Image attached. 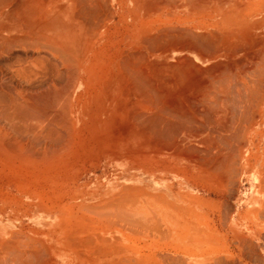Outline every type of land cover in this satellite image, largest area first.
Instances as JSON below:
<instances>
[{"label":"bare ground","instance_id":"bare-ground-1","mask_svg":"<svg viewBox=\"0 0 264 264\" xmlns=\"http://www.w3.org/2000/svg\"><path fill=\"white\" fill-rule=\"evenodd\" d=\"M62 1L0 0V181L16 187L23 207L46 206L56 216H173L171 202L144 182L183 189L182 159L208 173H232L238 155L246 166L242 145L263 133L264 0H133L131 51L98 63L88 46L114 32L100 22L114 0ZM88 87L97 94L89 106L81 93ZM202 120L222 126L198 138L201 126L186 123ZM218 148L224 155L216 160ZM197 157L207 159L201 165ZM91 167L99 177L92 189L65 191ZM53 247L67 254L60 264H118L101 261L108 251L99 246ZM34 249L29 254L42 259Z\"/></svg>","mask_w":264,"mask_h":264},{"label":"crops","instance_id":"crops-1","mask_svg":"<svg viewBox=\"0 0 264 264\" xmlns=\"http://www.w3.org/2000/svg\"><path fill=\"white\" fill-rule=\"evenodd\" d=\"M62 4L64 6L65 4L67 5L65 0L62 1ZM112 4H114V6H110L109 4V7L112 9V13H113L112 17H109L108 15L111 9L106 4L105 6H107L109 10H107L106 7L105 9L108 12H104L106 10L105 9L101 10V8L99 9V11H101L102 13L104 12L103 15H100L102 17V21L100 20V22L103 25L101 30L102 29L107 30V29L113 28L114 32L113 33L110 32V35L108 34V36L105 35L101 40H98V37H95L89 43L88 51L90 53L89 55L91 56L89 57L91 61L96 60L97 62L105 55L110 56L112 54H120V53L127 54L128 52L131 51V48L133 47V0H128V1L127 0H114ZM91 90L93 91V89L88 87L87 91L92 92ZM257 130L258 132H263V133L258 134L254 137H250V139L248 140L246 139L245 143L243 144V151L246 154L245 160L248 164L246 163V166L241 164V169H242L243 179L246 180L245 184L249 182L256 184L257 182L260 188L259 191L261 192L263 190L264 192V122L263 123L261 121L259 122L257 126ZM189 169L191 168H188V170L185 169L184 171L186 175L185 180H187V184L189 186H192V189L193 188L199 189L200 187L198 184H201L202 190L205 191L206 195L204 194L202 195V197H200V195H197V194H195L196 195L195 196L194 193H192L191 191L183 192L182 190H178V188L175 187L176 183H174L173 185H170L169 187H165L163 183H159L157 181H152V183L150 184L151 187L149 186L148 182H144V183L147 186L146 189L149 188L153 196L154 194H159L162 196V198L165 197V199H167L168 202H170L169 200L173 201L172 203L174 205L176 204L177 206V211H178L177 216H197L198 210H199V208L196 207L197 201L202 202L204 204L206 203V205L207 204L212 205V207H210L212 209L210 213H212L213 215H215V209L217 210V213H216L217 216H215V218L214 216L209 217L206 222L207 224L203 222L204 229H201V232L200 230L195 229L196 226H194V229H195V232H193L194 234H191V232L188 233V235L191 238L197 234L204 232L205 243L204 241L196 237H195V240L197 241L199 239L201 242L206 244L205 252L198 251V250H195L193 252L190 251L189 247L195 246L196 243L192 242L193 238H191V240H189V238L186 239L188 235H184V236H182V234L178 235L176 233L178 227L174 223L175 221L173 222V219L170 220L171 218L170 217L167 223L165 224V226L162 227V229L165 230L164 233L167 238V241L164 242L162 246L157 248L156 254L143 256V255L137 254L136 250H134L136 254L133 253V259L130 258L129 262L133 261L134 264H161V263L162 264H177L176 263L177 261H175L176 259L178 261L180 260L178 262L179 264H183V263L184 264H216V263L217 264L218 263L219 264H230V263L235 264L236 262L238 264H264V200H261L260 202L250 201L249 203L259 204V207L254 208L253 210L249 211L246 214L248 216H254L253 218L249 219L247 222L240 224L241 221H237L236 218H233V215L239 216L242 213L240 210H236L237 205H235V203L231 201V199L235 195V192L233 188L231 189L227 188L228 180L226 181L224 187H218V186L214 187V182H211V181L207 182L204 180L199 181V178L195 175L197 170H189ZM252 172L254 174L251 175ZM241 183L242 182L239 183L236 193L239 191V187ZM217 188H219V190ZM0 189L3 190L5 194H8L9 196L16 195V187L11 186V183L7 182L6 180L0 181ZM174 191L176 193L175 195L176 197L174 195H171V193H173ZM214 195H217V196H214ZM194 196L196 197L195 199H194ZM214 197L216 198L214 199ZM10 201L12 202V200ZM228 203L230 204L229 208H227ZM6 204H8V202H6ZM161 204H164V201L161 200ZM169 206H172L170 205V203H168L167 207L168 209L171 210ZM14 207L9 208V209L15 210ZM19 213L25 214V211L21 210V212H18L17 214ZM27 213L28 214L26 215H29L28 211ZM0 216H3V217H0V257H1L0 261H2L0 262V264H7V263H10V264L28 263L29 264V262L30 264L32 263L35 264V262L36 264H38L37 262H40L41 258L39 259V257H37L36 255H32V257L36 256L35 259L34 257L32 258L34 261L33 260L27 261L26 259L22 258L25 256V253H26L24 245L18 246L14 244H9L11 242V239L15 237L14 232H17V231L12 230L13 226L11 225L9 219L4 216H15L13 212L11 210H8L7 215L0 214ZM145 217L146 216H133V224L137 225L138 224L137 222H141V221L142 222L139 224L145 223V221H147ZM130 219L132 220V218ZM153 219H156V218L154 217ZM156 222L160 225V223L157 220ZM210 223H212L213 225H211ZM239 225H243V227H240ZM133 229H135V227ZM192 229L193 227L190 228V230ZM35 231H38V230H35ZM3 247L6 249H4ZM15 248H17L18 250ZM31 248L33 249L35 248L34 250L37 251L36 246L31 247ZM11 249L12 251L16 250L17 253H15L16 252L15 251L14 254H12L13 252L11 251ZM7 250L8 252H10L9 254L5 253ZM39 251H40V247L38 248V252ZM67 251L69 253L73 252V250H67ZM18 252L21 255L19 254L20 256L17 258ZM21 252L23 253V255ZM167 253L169 255H167ZM139 256L140 258H138ZM179 256L182 258L180 259ZM94 257L95 256L93 255L92 256L93 260L95 259ZM173 257L175 258L174 259L175 262L172 259ZM200 257L202 259H199ZM234 257L237 261H234L235 260ZM134 259H136L135 262H134ZM221 259L222 261H220ZM232 259L235 263L232 261ZM20 260H21V263L19 262ZM213 260H214V263H213ZM122 261H124L125 264L128 263L127 260H122ZM39 264H42V261Z\"/></svg>","mask_w":264,"mask_h":264},{"label":"rangeland","instance_id":"rangeland-1","mask_svg":"<svg viewBox=\"0 0 264 264\" xmlns=\"http://www.w3.org/2000/svg\"><path fill=\"white\" fill-rule=\"evenodd\" d=\"M58 82H59V80H58ZM58 82H57L58 87H60L59 83L61 81L59 83ZM81 93H83V95L85 97L83 99V103L88 105V106L91 105L90 103H91L92 98L94 99L97 97V94L95 92L81 91ZM74 110L76 111L75 106H74ZM85 111H86L85 112V115H86L87 110H85ZM87 121L90 122V120H88V119H87ZM203 122H205V121L202 120V121L196 122L195 123L196 125L194 123H186V125H188L189 129H191V127L193 126L192 131H194V129H196L198 125H199L198 129L201 126V128L199 129V130H201V132H199V136L197 135L198 138L208 136V133H209V136H211L214 133H210V131H212L210 129H213V127L217 129V128H220V126H222L219 123H215V121L210 122V123L206 121L204 123V127H203V124H202ZM190 125H192V126H190ZM208 130H209V132H208ZM237 140H238V142H237ZM237 140L235 141V143L238 145H242V143H244L243 141H241V139H237ZM196 146H197V148L199 147V149H200V150L198 149L197 151H201L199 153V155L201 154V157H202V155L204 156L205 151L201 150V147L203 146V144L201 142L199 143L197 141ZM242 149H243V145H242ZM219 150H220L219 148H218V150H212L211 152L212 153L214 152V154H210V156L214 155L213 158H216V160L220 159L219 155L222 156V155H224V153L220 152L221 150L220 151ZM217 151L220 153H218ZM207 153L208 152L206 151V154ZM216 153H218V154H216ZM189 154H190V152H189ZM197 155H198V153H197ZM205 156H207L209 158V154H207ZM207 157H204L203 159L202 158L200 159L199 157H197V158H198V160L200 159V162L202 165L203 164L202 161L205 162L204 159H207ZM239 157L240 156L238 155V158H237L238 162L236 163V161H237L236 160L235 161L236 165L233 166L234 168L236 167L237 170H235L231 166L232 164L230 162H228L229 163L228 166H231V169L233 172L232 173H226L225 172L226 175L229 174L227 176V178L225 177L226 179L224 178V176H226V175H225L224 171H222L225 169H222V170L219 169V170H217V172L208 173L199 166V167H197V169H195V170H197L195 175L199 178V181L209 179L211 182H214V180H215V182H214V183H216L215 186H218V187H224L225 182L228 180L227 188L228 189L233 188V190L235 192V195L231 199V201L234 202L235 205H237L236 210H240L242 213L239 216L233 215V218H236L237 221H241L240 222V224H241V223L247 222L249 219L254 217V216H248L246 214L249 211L253 210L254 208H258L259 204H256V203L253 204V203H249V202L250 201L251 202L252 201L253 202H255V201L260 202L261 200H264V192H263V190L261 192L259 191L260 188H259V184L257 182H256V184H253L250 182L245 184L246 180L243 179V174H242V169H241V161L239 160ZM195 164H197V163L194 161H191V160H187V159L181 160V165L185 166V169H187V170H188V168H191L190 166L195 165ZM92 168L93 167H91L88 171L85 170L83 172H80L79 174L81 176H80L79 180L77 181V183H74L72 185V187H68V188L66 187L65 191L67 190V191L72 192L74 189H78V187H80V188L85 187L84 189H92L88 185H94L95 182L99 178V177H97L98 175L96 174V170L92 169ZM238 168H239V170H238ZM189 170H194V169H189ZM234 170L236 172L238 171L239 174L235 173ZM229 172H230V170H229ZM223 173H224V175H223ZM252 174H254V173L252 172L251 175ZM142 178L144 180V177H142ZM181 179H182V177H181ZM223 180H225V181H223ZM171 181H175V180L171 179ZM79 182H81V183H79ZM240 182H242V183L239 187V191L236 193ZM184 184L186 187L181 189L183 192L191 191L192 193H194V195L197 194V195H200V197H202V195L205 194V191L202 190L201 184L197 183L200 187L199 189H197V188L192 189V186H189L186 182H184ZM217 189L219 190V188H217ZM175 190H176V188H175ZM43 191L44 192L46 191V193H48V195H50V196L53 193V192H49L48 190H43ZM0 193L5 194V192L1 189H0ZM171 195L175 196L176 195L175 191L173 193H171ZM8 196H9L8 194H5V196H0V214L7 215L8 210H11L13 212V214L15 215V216H4V217L9 219L11 225L13 226L12 230L17 231V232H14L15 237L11 239L10 243L14 244V245L19 244L20 246L21 245L25 246L26 253H27V254H25V256H26V258L28 257L27 261L33 260V259H31V258H33L32 254H29V251H28L30 247L36 246V248H39V247L42 248V251H44V252L41 251V255H42L41 257H42V259H43V256L44 257L46 256L45 258H47L46 260H45V258L43 259L45 261L42 264H51L52 263V259L49 258V255L51 258L55 259L53 264H55L56 262H57L56 264H60L61 261L63 260V256H65V255L67 256L65 251H63L64 255L55 251L53 245H55L56 243H57V245L60 244V247H63L64 243H66V245L68 246V250H74V249L78 248L77 247L78 245H81V246L84 245L85 248H87V250L90 249L89 250L90 252H92L94 249L95 250L98 249V246H99V248L102 251H106V250L108 251L106 253V255L101 256V261L107 262L108 260L115 259V260H117L118 264H121V263L125 264V262L122 261V258L123 259L125 258L124 260H127V259L130 260V258L133 259V253H136V252H137V254H139V255L141 254L143 256L156 254L157 248L162 246L164 244V242L167 241V238H166L165 233H164L165 230L162 229V227L165 226V224L167 223V221L170 217H171L170 220L173 219V222L175 221L174 223L178 227L176 233L178 235L182 234V236H184V235H188V233H190V232H191V234H194L193 232H195V229L200 230V232H201V229H204L203 222L206 223L209 217L214 216V218H215V216H217V214H216L217 210L216 209H215V215L210 213L212 211V209L210 208V207H212V205H208V204L206 205V203L204 204V203L199 202V201H197V203H196V207L199 208L197 216H177V214H178L177 206H176V204L174 205L172 203L173 201L169 200L171 202L170 204L172 205L169 207L171 208V215H173V216H146L145 218L147 221H145V223H142L139 225L137 224L138 226L135 225V229L133 230V216H131V217H129L128 215H122V216H116V217L115 216H56L55 213L54 214L48 213L46 206H43L45 209L41 208L39 210L37 208L32 210V208L27 207L28 205H25L26 207L22 208L23 205L18 201L19 197H18L17 190H16L15 196H9V197ZM195 196H194V199L196 198ZM214 196H217V195H214ZM53 198H58V192L54 193ZM215 198L216 197H214V199ZM10 200H12V202ZM201 200H202V198H201ZM6 202H8V204H6ZM45 203L46 202H44V204ZM69 205L70 204H66L65 206L67 207ZM13 207L15 208V210L9 209V208H13ZM229 207H230V204L228 203L227 208H229ZM76 208L78 209V206L73 207L72 211H74V210L76 211ZM21 210H24L25 214L24 213L17 214L18 212H21ZM27 211L29 212L30 216L26 215V214H28ZM200 212H202V213H200ZM0 217H3V216H0ZM154 217L156 219H153ZM230 217H232V216H230ZM100 218L102 220H99ZM113 218L115 220L114 223H117L118 225H116V224L114 225V223H112ZM124 218H125V220H124ZM130 218H132V222L129 221ZM108 219H110V222L107 221ZM261 219H262V217H261ZM156 220L160 223V225L156 222ZM126 221L129 224L126 223ZM107 222L109 225H107ZM141 222H139V223H141ZM123 223H125V224H123ZM130 223H132V224L130 225ZM210 224L213 225L212 223H210ZM121 225H123V226L121 227ZM143 225H144V227H143ZM139 226H142V227L140 228ZM194 226H196L195 229H194ZM239 226L243 227V225H239ZM191 227H193L192 230H190ZM86 228H88V229H86ZM129 228H131V230H128ZM35 230H38V231H35ZM112 230H114V231H112ZM242 230H244V229H242ZM74 233H75V235H74ZM195 237L204 241V238H205L204 232L197 234L194 237H191V238H193L192 242L196 243V244H195V246L189 247V250L192 252L195 250L205 252V249H206V246H205L206 244H204L205 241H204V243L201 242L199 239L196 241ZM88 238H89V240H88ZM188 238H189V240H191L189 235L187 236L186 239H188ZM32 239H33V241H32ZM90 239H92L93 242L92 241L90 242ZM104 239H105V241H104ZM27 241H28V243H27ZM58 241H60L61 243ZM42 243H43V245H41ZM44 245H45V249L43 250L44 247H42V246H44ZM110 246H112V248ZM114 247H115V249H114ZM112 249H114V250H112ZM116 249H118L120 252ZM134 250H136V252ZM50 252L51 253L53 252V253L51 254ZM45 253H47V254H45ZM108 253H110V254L108 255ZM29 256H30V258H29ZM66 256L64 257L65 259L67 258ZM94 256H95V254H94ZM67 260H70V259H67ZM118 260H120V261H118ZM129 260H127V262H128L127 264H130V263L133 264V261L129 262Z\"/></svg>","mask_w":264,"mask_h":264}]
</instances>
